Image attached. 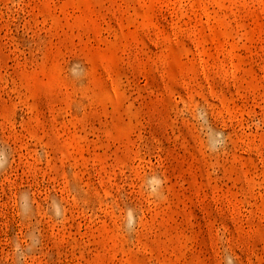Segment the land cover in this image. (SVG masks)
I'll use <instances>...</instances> for the list:
<instances>
[{"label":"rangeland","instance_id":"obj_1","mask_svg":"<svg viewBox=\"0 0 264 264\" xmlns=\"http://www.w3.org/2000/svg\"><path fill=\"white\" fill-rule=\"evenodd\" d=\"M0 264H264V0H0Z\"/></svg>","mask_w":264,"mask_h":264}]
</instances>
